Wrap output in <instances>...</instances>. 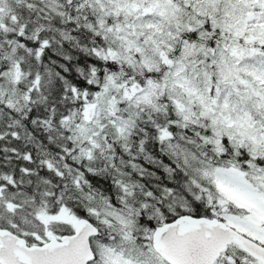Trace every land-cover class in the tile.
<instances>
[{
  "label": "snow or ice",
  "instance_id": "snow-or-ice-1",
  "mask_svg": "<svg viewBox=\"0 0 264 264\" xmlns=\"http://www.w3.org/2000/svg\"><path fill=\"white\" fill-rule=\"evenodd\" d=\"M0 264H264V0H0Z\"/></svg>",
  "mask_w": 264,
  "mask_h": 264
}]
</instances>
